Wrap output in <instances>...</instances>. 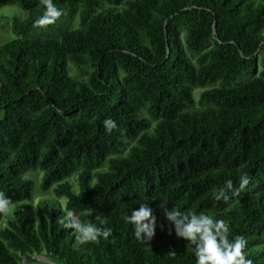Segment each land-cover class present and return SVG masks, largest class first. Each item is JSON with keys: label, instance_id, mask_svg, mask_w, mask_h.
<instances>
[{"label": "trees", "instance_id": "trees-1", "mask_svg": "<svg viewBox=\"0 0 264 264\" xmlns=\"http://www.w3.org/2000/svg\"><path fill=\"white\" fill-rule=\"evenodd\" d=\"M53 2L63 14L36 27L41 0H0L27 13L0 44V191L23 203L0 213V264L29 254L60 264H194L161 201L223 219L229 238L243 236L247 257L264 264V0ZM105 119L117 124L110 134ZM27 169L42 172L51 198L25 202ZM242 173L246 188L217 201ZM145 200L157 218L148 245L122 220ZM67 211L81 222L102 214L112 235L76 247L61 223Z\"/></svg>", "mask_w": 264, "mask_h": 264}, {"label": "clouds", "instance_id": "clouds-1", "mask_svg": "<svg viewBox=\"0 0 264 264\" xmlns=\"http://www.w3.org/2000/svg\"><path fill=\"white\" fill-rule=\"evenodd\" d=\"M45 9L42 16L35 21L36 27H44L56 22L63 14L53 0H41ZM103 127L106 133H111L117 128L112 119H105ZM249 184V176L242 173L239 176L238 187L234 188L233 181L228 179L215 193L217 201L229 200ZM145 200L139 203L138 209L130 208L128 213L122 216V220L132 226V234L136 241L148 245L153 239L156 229V216L153 209ZM11 206L10 199L0 191V213H7ZM160 207L166 221L175 231V236L186 241V247L191 250L194 264H253V260L246 255L247 240L240 235L230 239L229 225L223 219H216L205 213L193 211L181 212L175 208L168 209L166 203L161 201ZM96 223L91 221L81 222L74 218L71 211H67L61 221L65 229H71L74 233V245L79 247L88 243H99L102 239L108 240L112 235V229L106 227L107 218L102 214L95 217ZM169 255L175 256L174 252Z\"/></svg>", "mask_w": 264, "mask_h": 264}, {"label": "rangeland", "instance_id": "rangeland-1", "mask_svg": "<svg viewBox=\"0 0 264 264\" xmlns=\"http://www.w3.org/2000/svg\"><path fill=\"white\" fill-rule=\"evenodd\" d=\"M26 11L19 8L18 6L15 5H6L3 3H0V44L5 42L8 39H11L13 37H15V35L12 33L10 26L12 21L17 18V19H23L26 16ZM79 23V19L78 17L75 18L73 26L76 27ZM262 32L264 33V29L262 30ZM75 70L72 67L70 69V74H74ZM254 74L253 71L247 72L245 74H243L242 76H240L238 79H236L232 85H238L241 83L246 82L247 80H249L252 75ZM202 89H199V87H195L193 89V97L194 100L196 101L199 97V93ZM0 118H1V112H0ZM41 174L42 172L39 169H27L24 172V175L29 177L32 180V192H31V196L29 198V200H25L26 203L29 204H36L37 199L40 197H52L51 191L50 189L47 191H43L40 189L39 185H40V178H41ZM69 181L71 182L73 189L76 191L78 189L77 184L75 182V179L73 178H69ZM59 205H61L63 207L65 199L64 198H59L58 200ZM23 203H17V202H12L11 206L9 207L7 213L5 214H11L13 209L17 206H21ZM34 205H32V207H34ZM35 209V208H34ZM5 223V222H3ZM34 261L29 262L28 264H49L45 261L42 260H37V259H33Z\"/></svg>", "mask_w": 264, "mask_h": 264}, {"label": "water", "instance_id": "water-1", "mask_svg": "<svg viewBox=\"0 0 264 264\" xmlns=\"http://www.w3.org/2000/svg\"><path fill=\"white\" fill-rule=\"evenodd\" d=\"M29 259H37V260H42V261H45L49 264H60V263H57V262H54L50 259H47L46 257H44L43 255H40V254H29V255H26L22 258L21 260V263L22 264H27V261Z\"/></svg>", "mask_w": 264, "mask_h": 264}]
</instances>
